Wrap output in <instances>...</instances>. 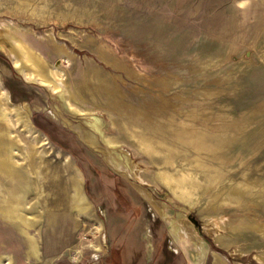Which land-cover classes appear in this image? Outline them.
<instances>
[{"label": "rangeland", "instance_id": "obj_1", "mask_svg": "<svg viewBox=\"0 0 264 264\" xmlns=\"http://www.w3.org/2000/svg\"><path fill=\"white\" fill-rule=\"evenodd\" d=\"M0 43V264H264V0H0Z\"/></svg>", "mask_w": 264, "mask_h": 264}, {"label": "bare ground", "instance_id": "obj_2", "mask_svg": "<svg viewBox=\"0 0 264 264\" xmlns=\"http://www.w3.org/2000/svg\"><path fill=\"white\" fill-rule=\"evenodd\" d=\"M16 40H13V39H11V42L12 43H16L15 42ZM4 43V42H3ZM7 44V43H6ZM0 45L2 46V44L0 43ZM4 46V45H3ZM9 46V45H8ZM19 47V46H18ZM10 48V47H9ZM8 49V48H7ZM23 52V53H22ZM9 53L11 54V57H13V61H14V63H15V65H18V60L20 59V55H22V54H24V51L22 50V49H16V48H11L10 50H9ZM28 57L30 58V61L33 63V64H35L37 67H39L40 69H42L43 68V65H42V63L39 61V59L35 56V55H32L31 53H30V51L28 52ZM24 77L26 78V79H28V80H33V81H36V82H38V83H41L42 85H45V86H50V83L49 82H46L43 78H39V77H37V76H35V75H33V73H31V72H26L25 70H24ZM58 82V81H57ZM54 88H56V87H52L51 89H52V91L54 92L55 91V89ZM10 161L9 160H7V159H4V161H2V162H0V168H3L4 166H6V168H4V169H6V170H8L9 172L8 173H11V174H13L14 172H16V169H15V167H13V166H11L10 165V163H9ZM8 165H10V168L8 167ZM64 184V183H63ZM71 188V185L70 184H68L67 186H62V184H61V187H59L58 188V191L57 192H59L60 190L62 191L63 190V194L66 196L68 193H69V189ZM13 191H11L12 193H9V195H10V197L12 196V195H15L16 194V192H17V190L19 189V187L18 186H13ZM76 191V193H75V197H76V201H79L80 202V196H79V193L77 192V190H75ZM144 194L145 195H147L146 194V192H144ZM74 197V196H73ZM12 198V197H11ZM7 201H9V200H7ZM15 201V200H14ZM11 203V202H10ZM8 204V203H7ZM13 205V204H12ZM17 205H20V203L19 204H17ZM17 207V206H16ZM6 207H2V208H0V209H3L5 212H6V214L7 213H10V209H12V208H10V205L8 206V208H6ZM20 208V207H19ZM16 209V208H15ZM18 209V208H17ZM13 213V212H12Z\"/></svg>", "mask_w": 264, "mask_h": 264}, {"label": "crops", "instance_id": "obj_3", "mask_svg": "<svg viewBox=\"0 0 264 264\" xmlns=\"http://www.w3.org/2000/svg\"><path fill=\"white\" fill-rule=\"evenodd\" d=\"M261 63H263L264 64V60H261ZM127 215L129 214V213H126Z\"/></svg>", "mask_w": 264, "mask_h": 264}]
</instances>
